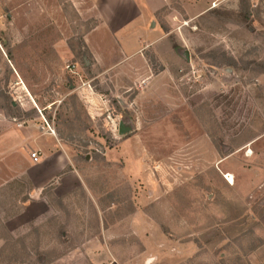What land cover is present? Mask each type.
Wrapping results in <instances>:
<instances>
[{"label": "rangeland", "instance_id": "1", "mask_svg": "<svg viewBox=\"0 0 264 264\" xmlns=\"http://www.w3.org/2000/svg\"><path fill=\"white\" fill-rule=\"evenodd\" d=\"M91 4L0 0V264H264V0H166L142 62Z\"/></svg>", "mask_w": 264, "mask_h": 264}, {"label": "crops", "instance_id": "2", "mask_svg": "<svg viewBox=\"0 0 264 264\" xmlns=\"http://www.w3.org/2000/svg\"><path fill=\"white\" fill-rule=\"evenodd\" d=\"M166 0H91L93 13L100 16L97 24L87 35L88 45L98 38L97 33L103 30L111 32L107 47H119L122 55L126 58L142 62L144 57L142 50L148 45L150 38L156 36L153 29L155 15L164 5ZM104 26V27H103ZM119 55V54H118ZM48 166L43 170L46 182L55 184V192L66 193L72 188L81 185V175L72 168L64 170L70 165L69 157L62 151H53L46 156ZM23 174L32 182L33 187L29 197L39 199L47 205L43 195V187L35 186L33 167L39 164L40 157L34 161L25 157ZM24 160V161H25Z\"/></svg>", "mask_w": 264, "mask_h": 264}, {"label": "water", "instance_id": "3", "mask_svg": "<svg viewBox=\"0 0 264 264\" xmlns=\"http://www.w3.org/2000/svg\"><path fill=\"white\" fill-rule=\"evenodd\" d=\"M86 64H87V63H86ZM118 131H119L120 134H124V133H126L127 131H129V127H125V126L123 125V123H120V124H119V127H118Z\"/></svg>", "mask_w": 264, "mask_h": 264}, {"label": "built area", "instance_id": "4", "mask_svg": "<svg viewBox=\"0 0 264 264\" xmlns=\"http://www.w3.org/2000/svg\"><path fill=\"white\" fill-rule=\"evenodd\" d=\"M215 3H216V2H212V6H213V7L215 6V5H214ZM30 156H31V158H32L34 161L38 160V157H39V156H38V153L35 152V151L32 152ZM225 178H226V180L229 181L228 177H225Z\"/></svg>", "mask_w": 264, "mask_h": 264}, {"label": "trees", "instance_id": "5", "mask_svg": "<svg viewBox=\"0 0 264 264\" xmlns=\"http://www.w3.org/2000/svg\"><path fill=\"white\" fill-rule=\"evenodd\" d=\"M242 9L248 14V9L246 7H243Z\"/></svg>", "mask_w": 264, "mask_h": 264}]
</instances>
